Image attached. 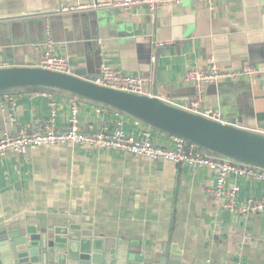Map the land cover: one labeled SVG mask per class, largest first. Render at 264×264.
I'll list each match as a JSON object with an SVG mask.
<instances>
[{
    "label": "crops",
    "instance_id": "obj_1",
    "mask_svg": "<svg viewBox=\"0 0 264 264\" xmlns=\"http://www.w3.org/2000/svg\"><path fill=\"white\" fill-rule=\"evenodd\" d=\"M109 1L0 0V61L8 67L38 65L49 26L56 53L70 57L71 73L96 77L107 60L127 74L150 76L151 95L180 105L196 96L184 82L189 67L207 70L215 59L222 67L239 68L249 60L259 76L206 87L205 106L223 119L264 132V0L223 1L214 11L187 0L160 6L155 19L147 8L55 14L61 6ZM53 96L58 102L55 128L64 131L70 99ZM50 100L46 93L1 97L0 139L6 133L43 131ZM115 122L113 114L98 118L94 106L80 105L86 131L112 128ZM144 127L130 119L124 124L137 136ZM154 138L160 146H173V137L156 132ZM228 183L240 188L241 200L264 197V182L231 175ZM215 185L210 170L84 145L46 146L25 156L10 153L0 158V233L30 225H76L130 241L133 252L146 255L181 247L184 256L209 264H264V213L247 215L242 238L247 243L240 248L213 226L225 204L209 196Z\"/></svg>",
    "mask_w": 264,
    "mask_h": 264
},
{
    "label": "water",
    "instance_id": "obj_2",
    "mask_svg": "<svg viewBox=\"0 0 264 264\" xmlns=\"http://www.w3.org/2000/svg\"><path fill=\"white\" fill-rule=\"evenodd\" d=\"M95 77L61 73L38 66L0 68V98L27 93H46L102 107L179 138L210 155L264 170V132L245 128L230 119L215 121L151 95L103 87ZM246 214L219 212L213 226L231 235L241 248ZM221 226V227H220ZM238 263V261L236 260ZM0 264H209L183 255L181 247H167L146 255L133 252L130 241L83 231L76 225L49 229L36 225L0 233ZM245 264V263H244Z\"/></svg>",
    "mask_w": 264,
    "mask_h": 264
},
{
    "label": "built area",
    "instance_id": "obj_3",
    "mask_svg": "<svg viewBox=\"0 0 264 264\" xmlns=\"http://www.w3.org/2000/svg\"><path fill=\"white\" fill-rule=\"evenodd\" d=\"M185 1L187 0H110L106 3L93 2L78 6H61L55 14L85 13L101 9L132 11L147 8L152 19H155L160 6L182 5ZM193 1L205 4L211 11H214L218 3L229 0ZM163 45V43H157L159 47ZM156 60V57H152L151 62L156 63ZM36 66L56 72L71 73L70 57L56 53L49 26H47L42 56ZM6 67L8 64L0 61V68ZM259 74V68L249 60H245L239 68L222 67L215 59H211L207 70L191 66L184 76V82L193 86L196 96L178 106L212 120L222 121L223 117L219 111L205 106L206 87L223 82L252 81ZM94 82L103 87L142 94L143 89L152 84V79L144 74H127L104 60L100 66V73L95 77ZM50 98V116L45 122V129L34 132L20 131L17 134L6 133L0 139V158L10 153L25 156L30 150L46 146L73 144L89 146L104 152L130 154L153 161L172 162L180 166L206 169L213 171L216 175V185L208 191V194L214 200L224 201L225 210L234 214L246 215L264 213V197H250L241 200L239 198L240 188L236 185L230 186L228 183V178L231 175L264 182V170L210 155L179 138H173L171 148L160 146L156 144L154 138L157 131L145 126L138 136L133 132L128 133L124 129L127 118L102 107L94 106L96 117L100 118L106 114H113L116 118L114 126L101 131H93L92 129L86 131L80 124L81 103L75 99H70L67 128L64 131H57L55 119L58 102L55 96L51 94Z\"/></svg>",
    "mask_w": 264,
    "mask_h": 264
},
{
    "label": "rangeland",
    "instance_id": "obj_4",
    "mask_svg": "<svg viewBox=\"0 0 264 264\" xmlns=\"http://www.w3.org/2000/svg\"><path fill=\"white\" fill-rule=\"evenodd\" d=\"M82 104V103H81Z\"/></svg>",
    "mask_w": 264,
    "mask_h": 264
}]
</instances>
